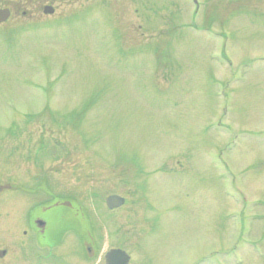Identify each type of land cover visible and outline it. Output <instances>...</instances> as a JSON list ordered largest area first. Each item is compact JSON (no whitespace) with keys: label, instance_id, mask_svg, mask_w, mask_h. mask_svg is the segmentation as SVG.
<instances>
[{"label":"rangeland","instance_id":"1","mask_svg":"<svg viewBox=\"0 0 264 264\" xmlns=\"http://www.w3.org/2000/svg\"><path fill=\"white\" fill-rule=\"evenodd\" d=\"M0 6L11 244L21 200L48 205L50 236L98 230L100 264L111 247L128 264H264V0ZM109 194L124 204L110 211Z\"/></svg>","mask_w":264,"mask_h":264},{"label":"flooded vegetation","instance_id":"2","mask_svg":"<svg viewBox=\"0 0 264 264\" xmlns=\"http://www.w3.org/2000/svg\"><path fill=\"white\" fill-rule=\"evenodd\" d=\"M48 196L42 202L60 199L58 202L67 204L64 196L61 198L57 195L49 194ZM37 204V202H32L26 208L21 205V200L16 204L13 244L6 239L5 224L0 221V264H86L91 261L94 264L101 263L100 250L97 245L98 230L96 237L88 235L86 239L78 230L66 223V226L61 225L50 236V225L46 218L48 205L37 210ZM75 207L78 210H71V212L86 216L80 205L77 204ZM66 213L65 216L69 217L70 211Z\"/></svg>","mask_w":264,"mask_h":264},{"label":"water","instance_id":"3","mask_svg":"<svg viewBox=\"0 0 264 264\" xmlns=\"http://www.w3.org/2000/svg\"><path fill=\"white\" fill-rule=\"evenodd\" d=\"M54 8L51 5H44L42 12L44 14H52ZM10 15V10L7 7L0 8V22L5 21ZM124 198L115 194L106 197V205L109 208H115L122 205ZM105 264H128L129 255L122 249L113 248L105 253Z\"/></svg>","mask_w":264,"mask_h":264},{"label":"trees","instance_id":"4","mask_svg":"<svg viewBox=\"0 0 264 264\" xmlns=\"http://www.w3.org/2000/svg\"><path fill=\"white\" fill-rule=\"evenodd\" d=\"M2 4H4L5 5V2L4 3H2ZM26 12V11H25Z\"/></svg>","mask_w":264,"mask_h":264}]
</instances>
